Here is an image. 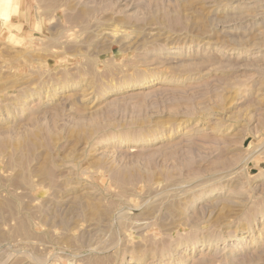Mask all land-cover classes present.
<instances>
[{"label": "rangeland", "instance_id": "374dc122", "mask_svg": "<svg viewBox=\"0 0 264 264\" xmlns=\"http://www.w3.org/2000/svg\"><path fill=\"white\" fill-rule=\"evenodd\" d=\"M14 4L0 264H264V0Z\"/></svg>", "mask_w": 264, "mask_h": 264}, {"label": "bare ground", "instance_id": "6f19581e", "mask_svg": "<svg viewBox=\"0 0 264 264\" xmlns=\"http://www.w3.org/2000/svg\"><path fill=\"white\" fill-rule=\"evenodd\" d=\"M14 2L15 0H0V22L6 25L9 24L11 27H14L12 16L15 15L19 9L18 5L14 4Z\"/></svg>", "mask_w": 264, "mask_h": 264}]
</instances>
